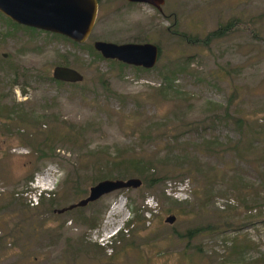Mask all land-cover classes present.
<instances>
[{
    "label": "rangeland",
    "instance_id": "obj_1",
    "mask_svg": "<svg viewBox=\"0 0 264 264\" xmlns=\"http://www.w3.org/2000/svg\"><path fill=\"white\" fill-rule=\"evenodd\" d=\"M94 41L158 58L123 65ZM0 239V264H264V0H97L82 44L0 14Z\"/></svg>",
    "mask_w": 264,
    "mask_h": 264
},
{
    "label": "water",
    "instance_id": "obj_2",
    "mask_svg": "<svg viewBox=\"0 0 264 264\" xmlns=\"http://www.w3.org/2000/svg\"><path fill=\"white\" fill-rule=\"evenodd\" d=\"M129 3L146 4L160 9L163 0H125ZM97 12L96 0H0V14L9 21L60 35L68 40L82 44L90 34ZM92 48L101 58L113 60L123 65L151 69L158 58V49L150 43L115 44L94 41ZM51 78L61 83H78L82 76L72 68L54 66ZM141 185L138 178L125 180H101L88 188L87 196L53 213L62 214L74 208H81L100 197L120 190L137 189ZM173 217H167L165 223L171 224Z\"/></svg>",
    "mask_w": 264,
    "mask_h": 264
},
{
    "label": "trees",
    "instance_id": "obj_3",
    "mask_svg": "<svg viewBox=\"0 0 264 264\" xmlns=\"http://www.w3.org/2000/svg\"><path fill=\"white\" fill-rule=\"evenodd\" d=\"M226 28L225 27H218L214 32H212V33H210V35H208L207 36V38L204 40V42L205 41H207V39L209 38V37H217V36H219L220 34H222L224 31L223 30H225ZM59 84H61V82H58ZM109 163H112V164H114V161H111V162H109ZM126 163H127V165L129 166V167H132V168H134V170H135V172H136V175L137 176H142V174H143V172H144V170H146L145 169V163L143 162V161H139V160H136V159H131V160H127L126 161ZM160 179H149V181H148V183H152V184H154V183H156L157 181H159ZM90 204V203H89ZM68 212V211H67ZM131 224V222L130 221H127L126 222V227H128L129 225ZM121 232L122 231H119V233H120V235H121ZM196 230H193V231H186L185 232V234H183L185 237H187V236H193V235H195L196 234ZM120 235H119V239H120ZM0 241H1V239H0ZM93 247H95L94 245H93Z\"/></svg>",
    "mask_w": 264,
    "mask_h": 264
},
{
    "label": "flooded vegetation",
    "instance_id": "obj_4",
    "mask_svg": "<svg viewBox=\"0 0 264 264\" xmlns=\"http://www.w3.org/2000/svg\"><path fill=\"white\" fill-rule=\"evenodd\" d=\"M96 1H97V0H96ZM127 3H129V2H127ZM163 3H164V0H163ZM131 4H137V3H131ZM162 5H163V4H162ZM162 5H161V6H162ZM161 6H160V8H161ZM150 7H151V6H150ZM152 8L155 9V10H157L158 12H160V9H156V8H154V7H152ZM91 30H92V29H91ZM90 32H91V31H90ZM55 35H56V34H55ZM89 35H90V34H89ZM89 35H88V36H89ZM59 36H60V35H59ZM61 37H62V36H61ZM64 38H65V37H64ZM87 38H88V37H87ZM66 39H67V38H66ZM85 41H86V40H85ZM85 41H84V42H85ZM73 43H74V42H73Z\"/></svg>",
    "mask_w": 264,
    "mask_h": 264
}]
</instances>
